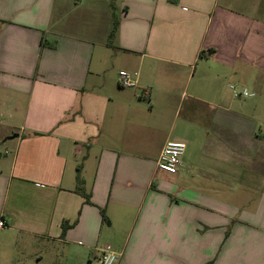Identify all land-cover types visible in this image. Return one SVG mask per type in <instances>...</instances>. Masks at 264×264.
Segmentation results:
<instances>
[{"label": "crops", "instance_id": "0c3cea01", "mask_svg": "<svg viewBox=\"0 0 264 264\" xmlns=\"http://www.w3.org/2000/svg\"><path fill=\"white\" fill-rule=\"evenodd\" d=\"M0 222V264H264V0H0Z\"/></svg>", "mask_w": 264, "mask_h": 264}, {"label": "built area", "instance_id": "2783aa9c", "mask_svg": "<svg viewBox=\"0 0 264 264\" xmlns=\"http://www.w3.org/2000/svg\"><path fill=\"white\" fill-rule=\"evenodd\" d=\"M137 77L138 73L121 71L119 73L118 83L123 88H131L136 85ZM231 90L236 98L254 97V94L250 93L247 89L238 90L236 87L231 86ZM186 150L187 145L184 142H168L164 146L158 160V169L169 175L177 174ZM3 226V222H0V227ZM119 258L120 254H118L112 246L104 245L93 255L90 264H116Z\"/></svg>", "mask_w": 264, "mask_h": 264}, {"label": "trees", "instance_id": "16d2710c", "mask_svg": "<svg viewBox=\"0 0 264 264\" xmlns=\"http://www.w3.org/2000/svg\"><path fill=\"white\" fill-rule=\"evenodd\" d=\"M117 23L115 24L114 30L112 32V36L115 34V31L117 30ZM204 54H201L203 56ZM76 191L82 195L84 198H86L87 201H89V195L86 193L85 187H84V180L81 176V171L78 169V174H77V188ZM64 230L67 229V224L66 222L63 224Z\"/></svg>", "mask_w": 264, "mask_h": 264}]
</instances>
